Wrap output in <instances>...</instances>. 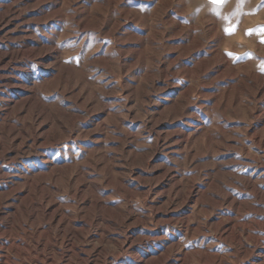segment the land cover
Here are the masks:
<instances>
[{"label":"rangeland","instance_id":"obj_1","mask_svg":"<svg viewBox=\"0 0 264 264\" xmlns=\"http://www.w3.org/2000/svg\"><path fill=\"white\" fill-rule=\"evenodd\" d=\"M258 25L264 0H0V264H264Z\"/></svg>","mask_w":264,"mask_h":264},{"label":"snow or ice","instance_id":"obj_2","mask_svg":"<svg viewBox=\"0 0 264 264\" xmlns=\"http://www.w3.org/2000/svg\"><path fill=\"white\" fill-rule=\"evenodd\" d=\"M210 2L213 5H223L226 2V0H210ZM225 19H228V17H225ZM238 25H239V20H237L236 24L231 25L230 27H226L224 29L225 34H227V35L234 34L235 31L237 30ZM253 33L261 35V41L260 42L264 43V25H258L256 28L246 30V34H248V35H251ZM227 55L232 56L234 54L233 53H227ZM261 71H264V64L261 65Z\"/></svg>","mask_w":264,"mask_h":264}]
</instances>
